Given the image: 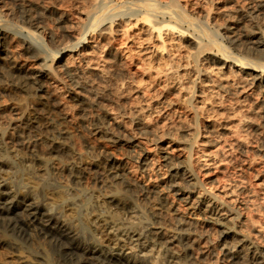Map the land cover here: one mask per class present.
Wrapping results in <instances>:
<instances>
[{"label": "bare ground", "instance_id": "1", "mask_svg": "<svg viewBox=\"0 0 264 264\" xmlns=\"http://www.w3.org/2000/svg\"><path fill=\"white\" fill-rule=\"evenodd\" d=\"M199 1L67 0L33 12L21 0L16 15L0 0V80L35 96L27 114L14 99V118L0 104V173L20 168L24 193L35 194L0 177V264H33L7 232L39 240L62 264H141L125 250L145 256L158 246L199 264L214 229L231 264H264V216L261 226L252 216L264 203L235 197L246 194L255 161L242 130L262 134L264 159V0ZM136 49L139 80L153 94L132 87L129 116L109 103L125 101L127 82L116 78L126 77L123 60L136 63ZM216 164L225 184L211 174ZM93 186L102 197L86 201ZM83 202L94 240L75 233ZM133 213L135 225L117 216Z\"/></svg>", "mask_w": 264, "mask_h": 264}, {"label": "rangeland", "instance_id": "2", "mask_svg": "<svg viewBox=\"0 0 264 264\" xmlns=\"http://www.w3.org/2000/svg\"><path fill=\"white\" fill-rule=\"evenodd\" d=\"M32 3H34L32 6H30V9L33 11V12H37V9H36V6L37 5H41L42 3H53L57 6H60L62 8H67V0H28ZM73 1H79V3H83L84 1L82 0H73ZM82 1V2H80ZM190 1V0H189ZM73 2V4L75 3ZM115 2V3H114ZM123 2L120 1V0H113V4H116V5H119L121 6V3ZM125 2V1H124ZM201 2V0L199 1ZM198 2V3H199ZM193 3V1H192ZM21 5H22V2L21 0H6V3H5V6L6 8L10 9L11 11H13L16 15H19L20 12H21ZM72 16L73 17H76V14L72 12ZM193 16V15H192ZM194 17V16H193ZM47 27H52L56 30V25L54 23V21L51 19V18H48L46 17L45 19H43L42 21ZM185 29H187V25H183ZM134 32H136L134 30ZM192 31H189V33H191ZM193 33V32H192ZM137 36V35H136ZM140 37V36H139ZM120 46V45H118ZM120 48H122V46H120ZM138 49H136L135 51H137ZM137 51V53H135V57H134V61L136 63H132L130 62V60L126 59V60H123L122 62V70L125 71V76L127 77H124L126 79H121L120 77H117L116 79H119L117 80L118 82H121L120 80H124V82L126 83L125 84V88L123 89L125 92V96H126V99L125 101H121V102H116V103H109L110 106H112L113 108H116L118 110H121V111H124V113L127 115L128 113L132 114V106L130 105H133L134 103L136 104V101L135 100L136 98H134V92H133V88L135 87V85L138 87L140 86L141 88L143 89H146L147 92L150 93L149 96H151L153 94V92L147 88V85L148 83H144L142 84L144 81H143V77H141V74L138 72V69H136L137 67L135 65L139 64L142 62V60L144 59V57L142 59L141 58V55L142 53H139ZM138 54V57L136 58V55ZM141 54V55H140ZM143 56V55H142ZM137 60H136V59ZM139 58V59H138ZM141 60V61H140ZM145 61V60H144ZM142 78V79H141ZM142 80L140 82V80ZM128 80V81H127ZM131 84H130V83ZM140 83V84H139ZM138 84V85H137ZM142 84V85H141ZM147 84V85H146ZM129 85V86H128ZM131 85V87H130ZM144 86V87H142ZM128 87V88H127ZM133 87V88H132ZM132 89V90H130ZM147 94V93H146ZM35 96L32 95V93H18V92H12L9 88V86L2 80H0V104H3L6 106V111H5V114L9 115V117H13L14 115L12 114H15V111L13 110L14 108L12 107L14 103H16V101L14 99H22V112L27 114V113H32L33 112V106H34V101H35ZM229 101L234 99V96H229V98H227ZM134 104V106H135ZM180 108H177L178 111H176L177 113H181L179 115H181V117L184 118V114H182L184 111ZM17 112V111H16ZM21 112V111H20ZM128 114V115H129ZM130 114V115H131ZM129 115V116H130ZM252 119H253V123L258 125L261 121H262V118H260L258 116V114H253L251 115ZM14 118V117H13ZM12 118V119H13ZM182 118V119H183ZM169 120H171L170 122H176L178 120V118H174V115L171 117V119L169 118L168 119V123H169ZM5 123H6V127H11V125L9 126V124L7 123V120H3ZM9 122V121H8ZM5 127V128H6ZM241 135L243 137H245V140L248 144V151H249V154L255 156V161L254 163L249 167V169L247 170V173L248 174H245L243 177V182H244V186L246 187V194H239L237 195L236 194V198L243 201V202H246V203H249V201L252 203V204H261V203H264V183L262 184H259V181L258 179L261 178V179H264V165H263V158L261 157V153L258 152L259 148L261 147L262 144V134H260L259 131H255L254 127L252 128H248V129H244L241 131ZM134 154L130 157L131 159H134ZM227 166V165H224V167ZM4 168V167H2ZM220 168H222V165L220 164H216L214 166V169L212 170L213 172H211L212 175H217L220 180V184L219 185H222V184H225V180L222 179L223 176L220 171ZM4 170V173H0V177H2L3 179L6 180V182L8 183L7 186H10V187H13L14 189L18 190L17 192L20 193V195L22 196H30L33 198L35 197V194H32V193H24L27 192V186H26V183H23V180H22V177H23V173L21 171L20 168H18V173H14V171H9L8 169L6 170V168L3 169ZM6 170V171H5ZM63 174V177L64 178H67L66 176V173L62 172ZM65 174V176H64ZM221 174V175H220ZM200 177H202L201 175H199ZM150 179L153 180L152 178H154V174H150ZM20 179V180H19ZM22 181V182H21ZM88 181L91 182V179H88ZM19 184V185H18ZM21 184V185H20ZM18 187V188H17ZM23 187V188H22ZM94 188L89 190L86 195H84V199H95V198H99L101 199L100 197H102L100 195V192L96 189V186H93ZM212 188V191H215L216 189L218 188ZM26 189V190H25ZM24 190V191H23ZM23 191V192H22ZM100 195V197H99ZM29 196V197H30ZM21 199V198H20ZM170 200H173L175 201V196L173 195H170ZM86 203H81V205L78 206V209H79V215L84 213V211L86 210L87 206ZM153 207H156V208H160L162 209L164 212H170V209L169 207L164 203V202H161V203H156V202H152V205ZM84 209V211H83ZM183 208L179 207V211H182ZM171 213V212H170ZM84 214L80 215L79 216V219H78V223H77V227L75 229V233H77L79 235V241H84V240H94L95 236L93 234H91L90 232V226L92 225L91 223H88V221L83 218ZM83 216V217H81ZM117 216L119 218L122 219L123 222H132L133 225H135V222H136V219H137V214L133 213L132 215L130 214L128 217H124L121 216V215H118ZM252 216H253V219L255 221H257V225L261 226L262 224V220H261V216H264L263 215H259L255 212L252 213ZM82 218V219H81ZM85 219V220H84ZM86 222V223H85ZM91 224V225H90ZM90 225V226H89ZM132 230H137L139 231V227L137 226L136 228L133 226H131ZM2 227H0V232L2 231ZM4 230V229H3ZM7 235L12 239V241H14V243L16 244V246L22 251L24 252L25 254L29 255V258L30 260L33 262V264H62V262L60 263L59 259L53 255V253L51 252V250L46 247L43 243H41L39 240H33L32 242H25L24 240H21L20 238L18 237H14L13 235H11L10 233L7 232ZM92 235L94 237H92ZM99 237L102 236L100 233L98 234ZM91 237V238H90ZM9 238V239H10ZM87 238V239H86ZM97 238V236H96ZM203 244L204 245H207V246H211L213 248V251L208 254L206 257H204L201 252H197V258H196V262H198L199 264H211V262H214L215 264H231V262H229L226 258H224L223 256H221V252H220V249H221V245H219L220 243L217 242V232L216 230L214 229L213 231H211V233L209 234L208 238H205V240L203 241ZM15 249V247L11 246L9 247V251H13ZM125 255H135L141 264H161V262H164L165 264H183L181 262H178L176 260V256L174 254L173 251H164L162 249V247L158 246L156 247V249L152 250L150 253L146 254L145 256L143 255H139L137 254L136 252H134L133 250H130V249H127L125 250L124 252ZM133 256V257H135Z\"/></svg>", "mask_w": 264, "mask_h": 264}]
</instances>
